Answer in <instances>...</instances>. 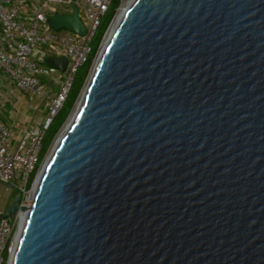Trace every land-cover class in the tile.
<instances>
[{
	"label": "water",
	"instance_id": "1",
	"mask_svg": "<svg viewBox=\"0 0 264 264\" xmlns=\"http://www.w3.org/2000/svg\"><path fill=\"white\" fill-rule=\"evenodd\" d=\"M85 86L8 264H264V0H131Z\"/></svg>",
	"mask_w": 264,
	"mask_h": 264
},
{
	"label": "built area",
	"instance_id": "2",
	"mask_svg": "<svg viewBox=\"0 0 264 264\" xmlns=\"http://www.w3.org/2000/svg\"><path fill=\"white\" fill-rule=\"evenodd\" d=\"M119 1L100 43L121 6ZM112 4L113 0H0V183L15 191L14 196L20 195L22 205L41 168L42 162L37 164L45 131L62 107L77 68L87 61L91 39ZM74 9L86 29L84 35L50 27L49 19L72 16ZM48 57H65V70L48 66ZM9 84L14 92L29 98L27 106L24 99L12 102V90L6 88ZM33 98L39 99L42 107ZM9 104L12 108L6 113ZM19 107L32 113L24 125L15 120ZM37 110L42 116L36 119ZM9 116L14 123L6 122L4 118ZM18 213L0 217V264H8Z\"/></svg>",
	"mask_w": 264,
	"mask_h": 264
},
{
	"label": "trees",
	"instance_id": "3",
	"mask_svg": "<svg viewBox=\"0 0 264 264\" xmlns=\"http://www.w3.org/2000/svg\"><path fill=\"white\" fill-rule=\"evenodd\" d=\"M119 0H113V4L111 5V9L108 12V14L106 15V17L101 21L100 26L98 27V29L96 30V32L94 33L91 42H90V46H91V50L90 53L88 55L87 61L79 66L74 74L73 77V81L71 84V87L68 91L67 97L62 105V107L59 109V111L56 113V115L52 118L51 122L49 123L44 137L42 139L41 142V150L39 153V162L37 164H40V162L42 161V158L44 157L50 143L52 142L54 136L56 135V133L58 132V130L60 129V127L62 126L63 122L65 121V119L67 118L81 88L82 85L85 81V78L87 77L88 71L90 69V66L92 64L93 58L98 50L100 41L102 39V36L109 24V22L111 21L113 15H114V11L115 9L118 7L119 5ZM34 173L33 172L30 176L29 182L27 184V189L30 188L32 179L34 177Z\"/></svg>",
	"mask_w": 264,
	"mask_h": 264
},
{
	"label": "bare ground",
	"instance_id": "4",
	"mask_svg": "<svg viewBox=\"0 0 264 264\" xmlns=\"http://www.w3.org/2000/svg\"><path fill=\"white\" fill-rule=\"evenodd\" d=\"M130 2H131V0H122L121 6H120V8H119V10H118V12H117V14H116V16H115V18H114L112 24H111V26L109 27V29H108V31H107V33H106L104 39H103L102 45H101L100 50H99V54H100V52L102 51V49L104 48V46H105V44H106V42H107V40H108L110 34L112 33L114 27L116 26V24H117L119 18H120L121 15L124 13L126 7L129 5ZM95 63H96V61H95ZM85 87H86V86H85ZM85 87L83 88V91L81 92V95L79 96L77 102L75 103V105H74V107H73V109H72V111H71V113H70V115H69V118L67 119L66 123L64 124V126H63L62 129H61V131L59 132L58 136L55 138V140H54V142H53V144H52L50 150L48 151V153H47V155H46V157H45V160H44V162H43L41 168L39 169V172H38V174H37V177H36V179H35V182H34V184H33V187H32V189L29 191V193H28V195H27V199L25 200V203H24L25 206L29 205V202H30V200H31V196H32V190L34 189V187H35L36 184H37V181H38V179H39V177H40V174H41V171H42V169H43V167H44V165H45V163H46V161H47V159H48V157H49V154L51 153V151H52V149L54 148L55 144L57 143V141L59 140V138L61 137V135L63 134V132L66 130V128L68 127L70 121L72 120L73 116L75 115L76 110H77V108H78V106H79V103H80V101H81V99H82V96H83V93H84ZM20 212H21V213H20ZM24 216H25V211H19V213H18L19 221H18L17 231H16V234H15V237H14V240H13V244H12V246L14 245L15 240H16V237H17V234H18L19 231H20V228H21V225H22V222H23Z\"/></svg>",
	"mask_w": 264,
	"mask_h": 264
},
{
	"label": "rangeland",
	"instance_id": "5",
	"mask_svg": "<svg viewBox=\"0 0 264 264\" xmlns=\"http://www.w3.org/2000/svg\"><path fill=\"white\" fill-rule=\"evenodd\" d=\"M103 42V41H102ZM100 45H102V43H100ZM100 47L101 46H99L98 47V50H97V52H96V54H95V56H94V58H93V61L96 59V57H97V54H98V52H99V49H100ZM93 61H92V63H93ZM91 67H92V64H91V66H90V69H89V71H88V74H87V77L85 78V81H84V83H83V85H82V88H81V90H80V92H79V96H80V93H81V91H82V89L84 88V86L86 85V83H87V80H88V77H89V73H90V70H91ZM15 94L16 95H14V99H12V102H16V100H26L25 101V106H27V100L29 99V98H27V97H25V96H23L21 93H19V92H16L15 91ZM78 97V96H77ZM33 101H34V103L35 104H39L38 105V107H42V105L40 104V100L39 99H37V98H33L32 99ZM17 103H19V101H17ZM12 104V103H11ZM20 104V103H19ZM15 105V104H14ZM74 105L75 104H73V106H72V108H71V110H70V112H69V114L71 113V111H72V109H73V107H74ZM15 106H17V105H15ZM33 107V106H32ZM11 108H12V106L9 104V105H7V107L5 108V112L7 113L8 112V110H11ZM27 110V109H26ZM30 111H26L25 112V114H26V116L28 115V114H32V113H29ZM20 116V115H19ZM17 117L15 120L18 122V124H20V125H24V123H26V122H22V121H20V117ZM33 116H35L34 118H40L41 116H42V114L41 113H39V110H37V111H35V113H34V115ZM5 120H6V122H8V123H14V121H12V120H14L13 119V117H11V116H9V118H4ZM26 119V118H25ZM50 150V147L47 149V151H46V153H45V155H44V157L42 158V163L44 162V160H45V157H46V155H47V153H48V151ZM14 194H15V191H13L12 189H8L4 184H2V183H0V203H2L3 204V207H2V210H0L1 212H3L5 209H6V207H7V205H8V203L11 201V199L13 198V196H14ZM11 196V197H10ZM21 213V212H20ZM17 221H18V218H17ZM17 226H18V224H17ZM17 226L15 227V232L17 231Z\"/></svg>",
	"mask_w": 264,
	"mask_h": 264
},
{
	"label": "crops",
	"instance_id": "6",
	"mask_svg": "<svg viewBox=\"0 0 264 264\" xmlns=\"http://www.w3.org/2000/svg\"><path fill=\"white\" fill-rule=\"evenodd\" d=\"M8 90H12V86L9 84V85H7V87H6ZM12 93H13V95H16L15 94V92H14V90H12ZM20 109H19V113L20 114H18L17 116H16V118L19 116L20 117V121H22V122H26L27 121V116H26V114H25V112L27 111L25 108H22V107H19ZM15 118V119H16ZM26 118V119H25ZM11 197V196H10ZM8 206V205H7ZM2 207H3V204L2 203H0V210H2ZM1 212V211H0Z\"/></svg>",
	"mask_w": 264,
	"mask_h": 264
},
{
	"label": "flooded vegetation",
	"instance_id": "7",
	"mask_svg": "<svg viewBox=\"0 0 264 264\" xmlns=\"http://www.w3.org/2000/svg\"><path fill=\"white\" fill-rule=\"evenodd\" d=\"M14 197V196H13ZM9 204V203H8Z\"/></svg>",
	"mask_w": 264,
	"mask_h": 264
}]
</instances>
